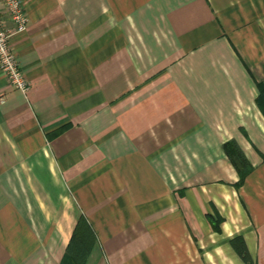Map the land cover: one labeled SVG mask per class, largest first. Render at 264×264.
<instances>
[{
  "label": "crops",
  "instance_id": "obj_1",
  "mask_svg": "<svg viewBox=\"0 0 264 264\" xmlns=\"http://www.w3.org/2000/svg\"><path fill=\"white\" fill-rule=\"evenodd\" d=\"M26 11V94L0 72V264H264V0Z\"/></svg>",
  "mask_w": 264,
  "mask_h": 264
},
{
  "label": "built area",
  "instance_id": "obj_2",
  "mask_svg": "<svg viewBox=\"0 0 264 264\" xmlns=\"http://www.w3.org/2000/svg\"><path fill=\"white\" fill-rule=\"evenodd\" d=\"M27 21L26 0H0V72L9 86L24 95L29 84L16 60L11 38L26 29Z\"/></svg>",
  "mask_w": 264,
  "mask_h": 264
},
{
  "label": "trees",
  "instance_id": "obj_3",
  "mask_svg": "<svg viewBox=\"0 0 264 264\" xmlns=\"http://www.w3.org/2000/svg\"><path fill=\"white\" fill-rule=\"evenodd\" d=\"M258 88H259L260 93L257 98V103L262 109V111H264V82L258 83ZM224 150L227 153V155L231 158L236 168H238L239 166L245 167L247 165L246 158L243 156V154L240 152V150L237 148V146H235L233 142H226L224 144ZM244 171L240 172V183L242 182L244 178V174H245ZM231 245L236 250V252L238 253V255L242 258L244 262L249 261L248 251L246 249V246H245V243L242 237L236 236L232 238Z\"/></svg>",
  "mask_w": 264,
  "mask_h": 264
},
{
  "label": "clouds",
  "instance_id": "obj_4",
  "mask_svg": "<svg viewBox=\"0 0 264 264\" xmlns=\"http://www.w3.org/2000/svg\"><path fill=\"white\" fill-rule=\"evenodd\" d=\"M229 235H231V233H229ZM209 259H211V256H210V254H209Z\"/></svg>",
  "mask_w": 264,
  "mask_h": 264
}]
</instances>
